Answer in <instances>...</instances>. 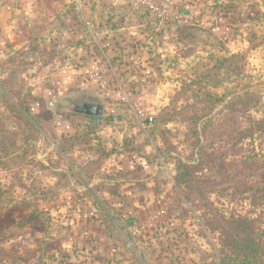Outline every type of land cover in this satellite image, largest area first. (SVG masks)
Listing matches in <instances>:
<instances>
[{
  "label": "rangeland",
  "instance_id": "374dc122",
  "mask_svg": "<svg viewBox=\"0 0 264 264\" xmlns=\"http://www.w3.org/2000/svg\"><path fill=\"white\" fill-rule=\"evenodd\" d=\"M2 6L0 264H212L215 204L264 228L258 176L185 187L264 162V0Z\"/></svg>",
  "mask_w": 264,
  "mask_h": 264
},
{
  "label": "trees",
  "instance_id": "16d2710c",
  "mask_svg": "<svg viewBox=\"0 0 264 264\" xmlns=\"http://www.w3.org/2000/svg\"><path fill=\"white\" fill-rule=\"evenodd\" d=\"M253 133L250 128L238 132L235 135L236 138L233 139L234 143L251 137ZM204 166L205 163H199V169H204ZM243 172L235 171V173H229L224 177L222 176L218 181L208 178L202 183L198 181L194 186H190L187 183L185 187L199 198L204 197L205 194H213L215 202L219 203L221 198L228 197V190L231 189L229 184H236L238 177L250 179L253 176H258L260 182L264 183V162L259 168H256V171L253 166H248L243 167ZM185 174L190 176L188 171ZM207 215L209 218V229L217 235L219 246V257L212 264H264L263 227L256 229L253 227L252 221L242 219L235 213H225L216 204L209 206ZM259 222L264 226V221Z\"/></svg>",
  "mask_w": 264,
  "mask_h": 264
},
{
  "label": "water",
  "instance_id": "95a60500",
  "mask_svg": "<svg viewBox=\"0 0 264 264\" xmlns=\"http://www.w3.org/2000/svg\"><path fill=\"white\" fill-rule=\"evenodd\" d=\"M72 111L75 114L99 118L104 115V104L103 101L98 100L95 105H90V104L76 105L74 106Z\"/></svg>",
  "mask_w": 264,
  "mask_h": 264
},
{
  "label": "crops",
  "instance_id": "0c3cea01",
  "mask_svg": "<svg viewBox=\"0 0 264 264\" xmlns=\"http://www.w3.org/2000/svg\"><path fill=\"white\" fill-rule=\"evenodd\" d=\"M4 1L5 0H0V27H1V24L3 23V22H1L2 21V15H3V13L5 12V7H3L2 5H3V3H4ZM7 8V7H6ZM7 13V15L9 14H12V12H10V11H6ZM16 12H18V10H16ZM13 33V32H12ZM73 162V161H72ZM73 165H74V168H75V170L76 171H78V169H80L81 167H82V165L84 164V163H81V162H73L72 163ZM82 175V177H84L85 175L82 173L81 174ZM95 178V177H94ZM89 180H91V181H93V176H89ZM91 186H93V182H91L90 183V185H89V187H91Z\"/></svg>",
  "mask_w": 264,
  "mask_h": 264
}]
</instances>
